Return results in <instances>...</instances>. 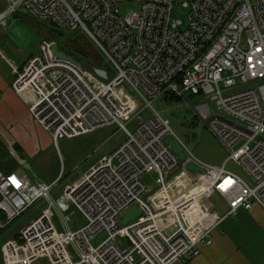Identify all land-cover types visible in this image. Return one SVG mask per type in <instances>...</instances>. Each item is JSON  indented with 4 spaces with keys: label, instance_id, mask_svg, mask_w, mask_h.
Here are the masks:
<instances>
[{
    "label": "built area",
    "instance_id": "obj_1",
    "mask_svg": "<svg viewBox=\"0 0 264 264\" xmlns=\"http://www.w3.org/2000/svg\"><path fill=\"white\" fill-rule=\"evenodd\" d=\"M0 1V30L23 8L59 28L82 32L103 57L99 67L111 66L103 79L74 58L77 64L55 57V43L45 41L20 69L0 45L16 76L13 90L35 94L30 112L54 143L112 125L124 134L110 155L56 197L52 190L63 174L50 183L34 182L25 163L10 172L0 169V234L38 200L46 202L18 236L2 244L4 264L190 262L200 245H212L225 218L255 204L264 208V0ZM127 2L139 8L122 14ZM176 5L187 9L186 20L173 17ZM168 92L203 98L198 110L229 152L223 165L200 161L152 106ZM135 118L131 130L127 124ZM168 138L182 148L184 159ZM192 161L207 172L191 174ZM228 162L239 164L249 181L229 170ZM150 172L158 175L155 189L144 181ZM214 195L227 204L225 215L210 201ZM133 206L142 213L122 225ZM76 211L86 224L73 228ZM101 231L108 235L95 246L92 239Z\"/></svg>",
    "mask_w": 264,
    "mask_h": 264
},
{
    "label": "rangeland",
    "instance_id": "obj_2",
    "mask_svg": "<svg viewBox=\"0 0 264 264\" xmlns=\"http://www.w3.org/2000/svg\"><path fill=\"white\" fill-rule=\"evenodd\" d=\"M137 8H139L138 4L127 2L121 7V12L125 14L129 10ZM173 17L186 20L187 9L176 5L173 10ZM7 23L9 27L7 30H0V38L4 37L2 40H5L6 44L3 43V47L6 48L7 55L13 61H16L14 59H20L17 61L26 59L25 61H27L30 54L39 53L40 45L45 41L54 42L59 51L66 53L80 63L84 62V57L92 60L102 59L101 53L94 43L82 32L71 31L63 27L59 28L49 20L29 15L23 8L19 9L14 15L9 16ZM245 87H248V85L242 84L240 86L242 89ZM238 89L239 87L235 88L234 91ZM167 96L161 94L152 100V106L169 120L173 131L188 149L206 164H210V162L203 156H225L227 158L229 152L209 130L206 121L198 110V106L204 103L203 98L186 94L184 97L174 100ZM210 106L213 114L220 113L214 102H210ZM140 110L143 115H150L149 109H145L142 103H140ZM39 125L26 128L27 134L22 138L24 142L20 143L23 151L16 143L5 144L0 137V161L6 165L5 168L9 169L19 167L20 163H25V167L30 168L34 175V182H51L60 174H63L61 181L52 190L53 197L61 194L68 184L77 180L101 157L110 155L124 140L121 129L116 125H112L73 138H61L56 145L50 133L41 125L42 129H40ZM127 125L128 128L134 130L137 125L136 118L128 122ZM45 135L48 136L47 139ZM226 167L249 181L246 172L239 164L228 162ZM157 176L155 172H150L144 176V181L149 188H156ZM210 201L216 206V210L220 215L226 214L228 209L222 197L214 195ZM45 206L44 199L38 200L3 231L0 234V251L2 244L8 238L16 236ZM85 224L86 218L84 215L76 211L73 214L72 227L78 228ZM107 235L106 231L99 232L92 239V244L97 246ZM119 241L122 244H128L126 238H119ZM35 264H48V261L42 259Z\"/></svg>",
    "mask_w": 264,
    "mask_h": 264
},
{
    "label": "crops",
    "instance_id": "obj_3",
    "mask_svg": "<svg viewBox=\"0 0 264 264\" xmlns=\"http://www.w3.org/2000/svg\"><path fill=\"white\" fill-rule=\"evenodd\" d=\"M2 39L0 45L10 59L3 47L6 41ZM10 60L20 69L26 62V59ZM15 77L9 62L0 55V137L7 145L16 143L21 147L22 138L27 134L26 128L39 124L30 112L35 94H17L12 87ZM39 128L42 129L40 125ZM203 157L214 166H221L226 160L225 156ZM226 207L228 209L227 204ZM212 240L210 246L200 245V254L190 262L177 261L174 264H264V208L255 204L250 210L240 209L235 217L225 218L213 232Z\"/></svg>",
    "mask_w": 264,
    "mask_h": 264
},
{
    "label": "water",
    "instance_id": "obj_4",
    "mask_svg": "<svg viewBox=\"0 0 264 264\" xmlns=\"http://www.w3.org/2000/svg\"><path fill=\"white\" fill-rule=\"evenodd\" d=\"M51 49L55 57L63 60H68L77 64V62L72 57H70L64 52L59 51L56 44H52ZM89 67L101 78L108 79L107 69L110 70L111 66L107 62L103 64L104 68L96 67L94 65H89ZM167 142L171 145L173 152L178 156L179 159L185 158V152L182 150V148L177 144V142L174 139L168 138ZM187 169L190 171L191 174H196L197 172H201V173L207 172V170L203 166L196 164L193 161L188 163ZM141 213H142L141 209H139L137 206H133L127 212V214L122 217L121 224L127 225L129 222L135 220L136 217L139 216Z\"/></svg>",
    "mask_w": 264,
    "mask_h": 264
},
{
    "label": "trees",
    "instance_id": "obj_5",
    "mask_svg": "<svg viewBox=\"0 0 264 264\" xmlns=\"http://www.w3.org/2000/svg\"><path fill=\"white\" fill-rule=\"evenodd\" d=\"M102 63H103V57L100 60H92V59H87V58L84 57V62H83V64L86 67H89V65H94L96 67H99V66H101ZM169 94H171V95L169 96ZM166 95H168L167 97H169L171 99H174V100L180 99L178 96H176L175 94L170 93V92L166 93ZM15 149H16V151H18L17 148H15ZM5 167H6V165L0 161V169L3 170L4 172L14 171V170H16L18 168V166L14 167V168H11V169L5 168ZM18 235H19V233L16 234V236H18ZM16 236H13V237H16ZM0 264H4L3 256H2V252L1 251H0Z\"/></svg>",
    "mask_w": 264,
    "mask_h": 264
}]
</instances>
